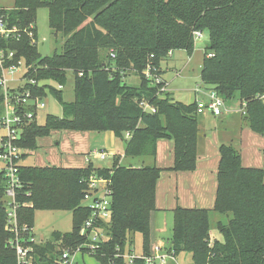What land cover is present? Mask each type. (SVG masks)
I'll use <instances>...</instances> for the list:
<instances>
[{
	"label": "trees",
	"instance_id": "1",
	"mask_svg": "<svg viewBox=\"0 0 264 264\" xmlns=\"http://www.w3.org/2000/svg\"><path fill=\"white\" fill-rule=\"evenodd\" d=\"M43 7L50 11L52 31L64 39L61 53L43 57L26 34L0 48L17 51L16 60L24 59L28 81L65 86L67 72L73 70L75 100L63 101L62 91L52 86H26L41 97L52 93L61 102L64 117L49 115L45 125L33 122L25 127L17 142L22 161L38 149V139L52 131L112 132L125 143L124 154L130 158H155L158 140H173L175 165L170 170H196L197 105L174 102L167 97L170 94L161 97V87L143 75L150 63L161 75V63L171 51L192 56L196 31L208 33L206 55L213 54L204 59L203 84L228 104L247 103L246 127L264 135V0H16L14 9L1 13L11 26L31 29L37 10ZM31 30L37 38L34 27ZM130 72L141 78L140 87L124 80ZM142 103L150 104L156 113L145 111ZM2 113L0 88V120ZM220 155L214 208L175 210L171 248L176 256L191 253L193 264H264V169L244 168L233 145H221ZM162 172L156 166L116 164L96 168L89 163L86 168L70 169L21 165L23 190L31 196L20 201L33 204L20 210L22 222L34 226L35 210L73 213L72 232H54L49 244L34 246L35 264H58L63 249L88 244L82 229L91 211L82 202L92 175L110 179L112 190V219L101 226L108 239L94 257L101 264H127L115 257L117 248L125 252L134 246L137 234L144 240L143 252L149 254L151 215L157 211L156 185ZM5 191V178L0 175V264H18L6 230ZM212 212L232 218L218 226L223 241L209 246ZM133 264L145 262L135 259Z\"/></svg>",
	"mask_w": 264,
	"mask_h": 264
},
{
	"label": "rangeland",
	"instance_id": "2",
	"mask_svg": "<svg viewBox=\"0 0 264 264\" xmlns=\"http://www.w3.org/2000/svg\"><path fill=\"white\" fill-rule=\"evenodd\" d=\"M16 6V0H0V10H12ZM50 11L48 8H39L36 13V20L30 23L32 27L37 31V38L35 37L34 45L38 46V51L43 57L52 56L55 53H61L62 45H63V37L62 34L58 33L57 36L52 31L50 24ZM209 46V35L206 32H203V37L196 41L195 50L192 56H189L184 51H174L176 52L174 57L173 51L172 54H169V57L164 61L166 66L169 68V75H168V87L166 92H160L159 95L163 98L170 94V98L174 99V102H181L184 104H189L193 100V91L203 84L201 79V71L203 67L204 59L208 55L207 48ZM172 57V58H171ZM178 60V71L177 68H173L175 66L176 61ZM164 63V62H163ZM25 65V64H24ZM22 72H28L27 68L24 67ZM163 65V64H162ZM26 66V65H25ZM25 68V69H24ZM175 69V70H174ZM181 69V70H180ZM178 73H177V72ZM25 80V78H24ZM129 86L133 87H140L141 78L136 74V72H130L126 75L124 79ZM26 82V81H25ZM74 83H75V76L73 70H69L67 72V83L62 90V97L63 101L71 103L75 100V90H74ZM18 83H15V85ZM47 85L52 86L57 89L59 84L54 81H41L40 86ZM203 86V85H202ZM206 87V85H204ZM263 96H261L262 101ZM46 108L38 112V125H45L48 118L51 116H55L57 118H63V110L61 102L56 98L52 93L48 92L47 97L45 99ZM229 106L232 109L231 118L232 121L227 118L224 121L223 117H219L216 120L211 119L213 122V126L218 127V131L221 133H225L227 136L230 137V140H225L226 145H233L237 148L240 152L241 158L242 153H244V145L246 144L248 147L246 150L250 151V145H253V141L248 139L247 136L244 134L243 137L239 138L238 134V124L241 127H246V115H247V103H242L240 101L233 100L229 103ZM203 117H199V121L201 122ZM236 124H234V123ZM209 123V122H208ZM203 126V125H202ZM244 130H249L245 128ZM208 126L203 127V132L201 131V135L204 133L212 134L210 132ZM242 131V130H241ZM250 131V130H249ZM3 134V131L0 129V136ZM60 138V139H59ZM264 141V135L260 136ZM60 145L58 144L59 141ZM201 140V141H200ZM247 140V141H246ZM246 141V142H245ZM38 149L30 152L26 159L22 162L24 166H36V167H58V168H66L67 164L66 161L63 160L64 154H71L73 155L72 148L75 151L82 150L85 153H79L77 155L83 156L93 163L95 167L101 168H109L115 166H126V167H133L131 166L130 160L132 158L123 156H117L116 161L113 162L112 158L109 157L106 160L101 161L97 153L99 152H107L109 154H115L117 152H122L123 145L121 141H113L107 134L104 133H91V135H81L76 131H52L51 134L47 137L40 138L37 141ZM201 150H203V141L200 136L199 131V145H198V155H202ZM116 157V155H115ZM82 157H74L73 159L76 161L75 165L82 163ZM198 159V158H197ZM140 163L143 162H152L150 157L147 158H140ZM84 165L86 163L84 162ZM89 165V164H88ZM88 167V166H86ZM86 167H76V168H86ZM145 167V166H141ZM67 169V168H66ZM70 169V168H69ZM85 205L88 204L87 201L84 202ZM33 207V205H32ZM31 207V208H32ZM34 229L36 234L37 242L43 241L40 245L49 244L52 239V234L54 232H60L62 234L70 233L73 231V213L71 211H64V210H35L34 211ZM156 214L158 215L157 218L160 216L162 219H159L158 222L154 220L156 218ZM232 215H222L220 213L212 212L211 214V229L208 232L207 242L209 246H212L214 241L220 238L223 241V237L218 230L219 225H225L231 220ZM161 220V221H160ZM161 223H160V222ZM173 214L168 218L167 216L153 212L151 215V243L150 249L154 243H160L164 246H171L172 236H173ZM136 242H134L135 246V254L141 255L143 253V238L141 234H137L135 237ZM192 254L189 252H182L180 253L177 258L176 262L172 264H193ZM78 264H101L95 257L89 255H79L77 257ZM56 263L59 264V260L57 258Z\"/></svg>",
	"mask_w": 264,
	"mask_h": 264
},
{
	"label": "built area",
	"instance_id": "3",
	"mask_svg": "<svg viewBox=\"0 0 264 264\" xmlns=\"http://www.w3.org/2000/svg\"><path fill=\"white\" fill-rule=\"evenodd\" d=\"M31 29L11 26L8 17L0 10V44L11 40L19 41L23 34L28 35L34 44L35 35ZM202 37L203 32L196 31L194 33L195 43ZM169 54L171 55L172 51ZM16 57L17 51L0 48V88L3 95V113L0 120V129L3 131L0 136V175L5 178L6 184L4 197L7 208L6 230L12 236L9 246L15 251L18 264H35L33 249L35 245H40L41 241L36 240L34 226L20 219V210L32 207L33 204L20 201L24 197H30L31 193L23 190L24 186L19 175L23 151L17 146V142L22 137L25 127L37 122L38 112L46 108V97L38 96L26 87L27 85L38 86L40 82L33 79L28 81L26 72L21 70L25 64L24 59L16 60ZM153 57L152 55L151 58ZM208 57L212 58L213 54H209ZM112 58H115L114 54ZM83 75L84 72L79 73V76ZM143 75L152 84L160 86V92L167 91L168 84L152 63L147 66ZM15 83L18 84L15 85ZM57 89L62 91L64 85H59ZM195 95L199 116L211 114L219 118L232 113L229 104L215 90L201 85L195 89ZM142 106L145 111L156 113V109L150 104L142 103ZM126 137L131 136L128 133ZM97 156L101 160L108 158V154L103 152L98 153ZM86 184L88 189L82 204L89 208L91 215L83 226L82 235L88 240V244L63 249L59 264H78L79 255L96 256L101 244L108 239L107 233L101 226L108 224L112 219L111 180L92 175ZM85 201L88 202L87 205L84 204ZM115 257L123 258L127 264H133L135 259H142L145 264H172L177 258L171 246L166 247L160 243H154L149 254L143 252L139 256L135 254V245L127 247L125 252L117 248Z\"/></svg>",
	"mask_w": 264,
	"mask_h": 264
},
{
	"label": "crops",
	"instance_id": "4",
	"mask_svg": "<svg viewBox=\"0 0 264 264\" xmlns=\"http://www.w3.org/2000/svg\"><path fill=\"white\" fill-rule=\"evenodd\" d=\"M175 53L176 52L173 53L172 57H174ZM175 61L176 64L175 66L172 67L177 68L176 70L178 71L179 62L178 60ZM163 62L161 63V73H162L161 76L164 79V81L167 84H169L168 83L169 68L168 66L163 68V66H166L165 63H167L165 61ZM202 85L204 86V84ZM193 95H194L193 100L188 105L195 104L196 101L195 90L193 91ZM231 116L232 115H225L223 116V118L220 119L226 121L227 118ZM200 117H203L199 125L200 136L203 141V150H201V152L202 151L203 152L202 155L201 154L198 155L196 170L191 172H175L170 170L175 165V142L169 139L158 140L156 157L155 158L150 157V159H152V162L140 163L139 162L140 158H132L130 160L131 166H133L132 168H141V166L143 165V166H156L157 168L163 170V172L161 173V177L156 185L155 205H156L157 213L163 214L168 218H170L172 214L174 215V211L179 208L212 210L215 206L217 190H218V172L221 161L220 147L221 145H226L225 140H230V137L227 136L225 133L219 132L217 126H213V122L211 121V119L216 120L217 119L216 117H214L211 114L200 115ZM228 119L230 120V122L232 121L231 118ZM205 126H208L209 130L211 129L210 132H212V134L204 133L203 135H201V131L203 132V127L205 128ZM245 128L241 127V125L238 124V131H237L239 134L238 136L239 138H241L245 134L248 139L253 141V145L252 144L250 145L249 152L246 150L248 146L246 144L244 145V153H242V166L244 168L264 169V141L262 140V138H260V136L262 135L253 132L250 128H248L250 131L244 130ZM77 133L84 135V137H86V135L88 136L91 135V133H95V132H77ZM104 134H107L112 140V142L115 140L118 141L112 132H104ZM60 142L61 140L58 143L59 145ZM121 143L123 145L122 152H117L115 154H109L107 152H103V153H107L109 157L110 156L113 157L112 158L113 162H115L117 156L120 155L123 156V158H126L124 154L125 143L124 142ZM72 150L73 151H69V152H73L74 153L73 155H71L70 153L69 154L65 153L64 154L65 156H63V160L66 161V163H68L66 168L88 166L90 161L86 158H83V156L77 155L79 153L82 154L85 152H82V150L75 151L73 148ZM74 157H82L81 158L82 163L75 165L76 161L73 159ZM143 158H147V157H143ZM84 162L86 163V165H84ZM96 168H101V167H96ZM157 216L158 215L156 214V218L154 217V220L158 222V220L162 219V217L159 216L157 218ZM215 241H221V240L220 238H218ZM42 242L43 241H41V243Z\"/></svg>",
	"mask_w": 264,
	"mask_h": 264
}]
</instances>
